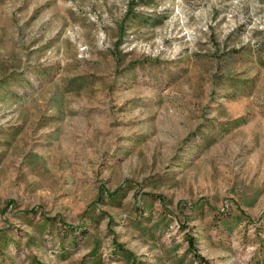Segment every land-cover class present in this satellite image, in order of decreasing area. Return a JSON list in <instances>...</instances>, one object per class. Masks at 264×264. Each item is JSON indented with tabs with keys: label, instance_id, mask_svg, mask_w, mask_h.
Returning a JSON list of instances; mask_svg holds the SVG:
<instances>
[{
	"label": "rangeland",
	"instance_id": "rangeland-1",
	"mask_svg": "<svg viewBox=\"0 0 264 264\" xmlns=\"http://www.w3.org/2000/svg\"><path fill=\"white\" fill-rule=\"evenodd\" d=\"M35 261L264 264V0H0V264Z\"/></svg>",
	"mask_w": 264,
	"mask_h": 264
},
{
	"label": "trees",
	"instance_id": "trees-1",
	"mask_svg": "<svg viewBox=\"0 0 264 264\" xmlns=\"http://www.w3.org/2000/svg\"><path fill=\"white\" fill-rule=\"evenodd\" d=\"M185 240L187 241V246H188V249H193L194 247H192V241H193V239H191V238H189V237H187L186 236V238H185ZM192 253V255L194 256V252H191ZM195 256H197V258H199V256L198 255H195ZM35 264H40L39 262H37V261H35L34 262ZM93 264H98V263H93Z\"/></svg>",
	"mask_w": 264,
	"mask_h": 264
}]
</instances>
